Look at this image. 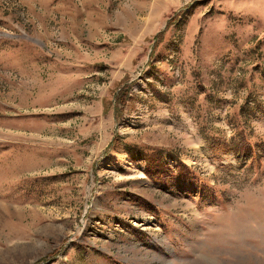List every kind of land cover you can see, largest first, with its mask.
<instances>
[{"label":"rangeland","instance_id":"374dc122","mask_svg":"<svg viewBox=\"0 0 264 264\" xmlns=\"http://www.w3.org/2000/svg\"><path fill=\"white\" fill-rule=\"evenodd\" d=\"M0 264H264V0H0Z\"/></svg>","mask_w":264,"mask_h":264},{"label":"trees","instance_id":"16d2710c","mask_svg":"<svg viewBox=\"0 0 264 264\" xmlns=\"http://www.w3.org/2000/svg\"><path fill=\"white\" fill-rule=\"evenodd\" d=\"M161 36V35H160ZM158 43H156L154 46H153V49H155V47L157 46ZM121 94V93H120ZM120 94H118V96H120ZM117 96V99H116V102L115 103H122L123 104V100H119V97ZM115 111H116V106L114 105V108H113Z\"/></svg>","mask_w":264,"mask_h":264}]
</instances>
